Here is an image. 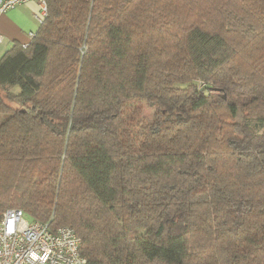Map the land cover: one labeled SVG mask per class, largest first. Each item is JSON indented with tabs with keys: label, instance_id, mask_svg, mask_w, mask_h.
<instances>
[{
	"label": "trees",
	"instance_id": "trees-1",
	"mask_svg": "<svg viewBox=\"0 0 264 264\" xmlns=\"http://www.w3.org/2000/svg\"><path fill=\"white\" fill-rule=\"evenodd\" d=\"M45 1L0 58V216L87 264H264V0Z\"/></svg>",
	"mask_w": 264,
	"mask_h": 264
},
{
	"label": "built area",
	"instance_id": "built-area-1",
	"mask_svg": "<svg viewBox=\"0 0 264 264\" xmlns=\"http://www.w3.org/2000/svg\"><path fill=\"white\" fill-rule=\"evenodd\" d=\"M29 1L38 2L40 12L35 17L42 23L47 15L45 0H0V13ZM81 248L82 239L71 226L53 231L49 223L28 220L19 208H9L0 216V264H87Z\"/></svg>",
	"mask_w": 264,
	"mask_h": 264
},
{
	"label": "crops",
	"instance_id": "crops-1",
	"mask_svg": "<svg viewBox=\"0 0 264 264\" xmlns=\"http://www.w3.org/2000/svg\"><path fill=\"white\" fill-rule=\"evenodd\" d=\"M39 12L38 2L29 1L0 13V33L4 35V41L0 43V58L15 43H30L33 38L31 34H35L40 25L35 17Z\"/></svg>",
	"mask_w": 264,
	"mask_h": 264
},
{
	"label": "rangeland",
	"instance_id": "rangeland-1",
	"mask_svg": "<svg viewBox=\"0 0 264 264\" xmlns=\"http://www.w3.org/2000/svg\"><path fill=\"white\" fill-rule=\"evenodd\" d=\"M139 111L141 112L142 116L151 118L153 116V109L149 108L145 103L138 105ZM6 114H0V123L5 119ZM30 220L29 218H27Z\"/></svg>",
	"mask_w": 264,
	"mask_h": 264
}]
</instances>
